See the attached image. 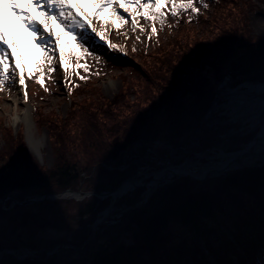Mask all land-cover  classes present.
<instances>
[{"label":"trees","instance_id":"16d2710c","mask_svg":"<svg viewBox=\"0 0 264 264\" xmlns=\"http://www.w3.org/2000/svg\"><path fill=\"white\" fill-rule=\"evenodd\" d=\"M255 1L264 4V0H207L205 9L194 2L199 15L182 12L184 22L176 32L155 36L152 51L140 53L138 59L128 58L129 73L120 75L122 87L112 98L96 85L97 76L80 85L69 73L67 114L46 113L43 108L35 112L38 129L49 132L54 154L51 168L42 167L29 153L24 129L15 135L0 116V137L5 143L0 148V192L55 178L76 189L81 173L94 166H98L97 175H107L116 188L135 175L136 165L122 170L106 166L122 165L125 154L139 141L170 140L181 152L205 125L216 87L227 74L231 73L233 83L264 81V38L255 37L251 27V13L259 8ZM205 128L203 151L214 148L222 134L233 141L248 142L253 137L237 128L232 133L228 126L218 131ZM95 189L102 191V187ZM140 194L129 204L141 200ZM97 201L93 197L82 214L89 215ZM131 212L125 232L138 227L139 241L114 245L89 264H205V250L219 264H261L264 164L226 171L203 182L176 178L159 187L149 205ZM11 264L49 263L14 260Z\"/></svg>","mask_w":264,"mask_h":264},{"label":"rangeland","instance_id":"374dc122","mask_svg":"<svg viewBox=\"0 0 264 264\" xmlns=\"http://www.w3.org/2000/svg\"><path fill=\"white\" fill-rule=\"evenodd\" d=\"M194 2L197 6L203 8L200 0H194ZM209 2L212 3L211 1ZM255 2L259 8L255 9L251 13V27L253 29L254 36L262 39L264 38V4H258L257 1ZM84 4L89 15L94 14L98 10L90 2H88V0H84ZM170 11V6H168L165 9L167 19L163 27H161L159 21L156 22L157 32L155 35H153L151 31L152 25L143 18H140V13L136 11L135 5H130L129 11L127 12L124 11V9H120V15L125 18L124 20H121L118 16L113 15L115 9H109L107 12L103 13L102 18L99 20H95L93 17V26L96 27L97 31L104 36V40H100L97 37L91 42V48L88 49V51L92 53L91 55H88V53L85 52V49L80 46L78 40L72 39L70 35H66L63 32L62 36H64V40L62 43L66 44L64 47V64L68 69V82L70 79L69 73H71V77H74L76 82L80 85H85L86 78L95 75L97 77L94 82H96V85L101 89L103 95L105 97L112 98L122 87L120 75L129 73V67L132 64L128 61V58L132 57L134 59H138V55L140 53L152 51L156 44L155 36H166L167 34L174 33L178 30L180 24L184 22V13H181L178 17L173 18L170 15ZM132 16L137 17L140 25L139 28H136L132 23ZM149 37H151V39H149ZM105 41L107 43H105ZM16 42L17 47L13 48L12 52L16 54L18 59L20 56H23V64L26 66V70L33 73L32 76H26V84L28 87L27 105L30 110L31 125H33V127L30 128L31 130H28L30 126H27V123H21V125H18V122L15 123L14 120L17 111H20L25 103L23 89L19 85L18 80L14 81V90L11 89L12 91H10L8 89L9 87H7L5 90L0 91V116L4 118L6 123L13 129L15 135L24 129L23 131L31 153L41 164H46L48 167H51L54 163V154L51 149L49 132L39 130L37 128L34 115L36 110L39 108H43V110L47 113L52 110H58V112L64 116L67 114L70 102L68 100L69 88L68 85L65 84V72L61 69L58 58L53 65L55 71H51L45 60L46 53H41L40 48L37 45L27 43L25 38L21 37L18 33L16 36ZM108 44L115 45L116 50L109 49ZM79 57H82V59ZM80 76H84L85 79L81 80ZM41 78L44 79L46 87L39 83ZM227 80L229 83L233 81L232 77ZM223 91L224 89L222 88L221 92ZM20 93L22 95H20ZM221 116V114L217 115V113L214 112L212 119L215 121ZM227 118L228 120L231 119L230 117ZM240 118L242 120V117ZM262 119L264 120V116ZM212 126L211 121L205 123V125L202 126V130L191 136L190 140H188L181 152L177 150V147L170 140H162L161 144L163 145L160 147L155 146V142L158 140L153 142L139 141V143H136L132 147L130 150L131 152L125 154L123 164L115 167H120L118 169L122 170L128 168L131 164L136 165V169H134L135 175L131 177L134 179H141L145 176V174L151 175L159 168L177 165V162H175L177 160H181V163L184 161V163L192 161V163H195L194 165H196V167L192 170L194 172H201V170L207 165H219L225 161L226 157H219L221 153H228L231 151V148L234 150L244 149L246 146L247 142L241 140L233 141V138H230L228 134H222L217 139L218 143L214 148L203 151L202 147L207 142L205 141L207 134L204 130L206 129L205 127H209V129H212L213 131H218L220 129V127ZM236 128L238 129L240 127ZM260 128L261 127L253 130L251 133L253 134V137H250L251 134L249 133L251 131L246 134L247 137H250L248 138V142L255 137L256 132H258ZM31 142H39V147L37 148L35 145H31ZM262 144L264 145V140L262 141ZM3 145H5V143L0 137V148ZM31 146H33V148ZM187 153H194V156L191 158ZM182 155H184V157ZM250 157L251 156H248L247 159ZM254 159H256L257 163L263 161V159L258 156ZM106 167L108 170L116 169L114 166ZM97 168L98 166H94L90 172H87L84 175L81 173L79 180L81 188L76 191L83 190V192H99L95 188L102 187V191H100L102 193L106 191L109 192L114 189L112 183L113 180L107 178V175H97ZM175 179L176 178L171 179V181L161 183L158 187L156 186L157 188H151L150 192L147 194V199H149L148 201L147 199L145 200V197L142 195L144 192L143 187L132 192V195L129 196V198L124 197L122 199H118L119 201L114 204L116 209H114L107 219L98 226H96L95 223L99 220L100 213L109 206V202L98 199V201L94 203L95 209H92L89 215L84 216L82 211L88 208L89 203H92L93 197H86L82 201L61 200L52 203L54 205L50 204L51 210L38 212L35 218L27 216L24 219H19V214L17 213H10L8 215L0 213V239L3 238L2 235L4 232L8 234V236L5 237L7 239L0 240V243L1 245H13L17 242H10L11 240H15L14 236L16 233H14L12 231L13 229H11L14 226V222H23L25 227L24 229H26L25 234L31 232L32 228H35V231H32L30 236L34 235L36 239L32 246L33 248L29 247L30 249H25L28 246L22 245L21 249L17 248L18 250L15 251L13 247L8 246L9 251H6L8 253L6 254L7 256H11L10 253L12 252L16 253L26 251L33 254L32 257L28 255L31 257V260L39 257L45 261L52 258L55 253L64 252L66 255V253L70 254L77 252V250H82L84 247L89 250L92 244L97 242L102 243L103 240L107 239H111L112 247L118 244L131 243L134 241L133 236L135 235V231L133 233L131 227H129L131 231L129 230L128 232H125L128 229V227L126 228V218L133 213L131 212L132 210L149 205L150 198L155 191L159 187L172 184L175 182ZM45 183L46 182L43 184ZM48 186L49 185H47V187ZM140 189H142V191H140ZM58 190L57 186H52V188L47 191L57 192ZM140 192L141 200L136 203L129 204V199H134ZM5 206L7 207V205ZM5 206L0 207V209H6ZM18 206L19 205L16 204L13 209H16ZM88 217H91V221L86 224L84 221H86L85 219ZM80 227L83 228L82 233L77 234L80 232ZM94 229H96V232ZM133 229L136 230L135 228ZM217 246L218 244H216V247ZM239 249L242 253L244 252L241 247H239ZM4 256L5 255L0 250V258ZM232 259H234V262L237 261L236 256H232ZM86 260L88 261V259ZM203 261L205 264H219L215 257L207 250H205V257ZM185 264L193 263L191 261H185Z\"/></svg>","mask_w":264,"mask_h":264},{"label":"snow or ice","instance_id":"6c2138e0","mask_svg":"<svg viewBox=\"0 0 264 264\" xmlns=\"http://www.w3.org/2000/svg\"><path fill=\"white\" fill-rule=\"evenodd\" d=\"M88 2L98 9L92 15L86 11L84 0H27V8L21 7L17 0H9L13 12L20 18L21 24L32 34L34 43L46 53L45 60L51 71H55L53 65L58 58L60 67L65 72L66 85H68V69L64 64L66 44L61 43L60 35L56 31L57 27L61 28L64 34L70 35L72 39L78 40L85 52L91 55L92 53L88 51L91 48V42L97 37L104 40V36L93 26V17L95 20H99L102 18V14L109 9H115L113 15L124 20L125 18L120 15V9L127 12L130 5H135L136 11L140 13V18L152 25L153 35L157 32V21L161 27L164 26L167 19L165 9L168 6H170V15L173 18L178 17L182 12L191 11L196 15L200 13V8L196 7L194 0H88ZM200 3L207 9V0H200ZM31 9H35L39 13V18L33 15ZM131 21L136 28L140 27L136 16H132ZM0 22H3L2 18H0ZM105 43L107 42L105 41ZM15 47H17L16 40L13 39L10 42L3 28H0V91L5 90L18 80L23 89L25 103H27L26 76H32L33 73L26 70L23 56L18 59L12 52ZM108 48L116 50V46L113 44H108ZM79 58L82 59V57ZM80 79L84 80L85 77L80 76ZM39 83L46 87L43 78L39 80ZM261 264H264V258H262Z\"/></svg>","mask_w":264,"mask_h":264},{"label":"bare ground","instance_id":"6f19581e","mask_svg":"<svg viewBox=\"0 0 264 264\" xmlns=\"http://www.w3.org/2000/svg\"><path fill=\"white\" fill-rule=\"evenodd\" d=\"M17 2L21 5V7L27 8V0H17ZM31 11H32L34 16L39 18V13L35 9H31ZM0 18H2V21H3V22H0V28H3L4 33L8 37L10 42L13 39L16 40V36H17V33H18L21 37L25 38L27 43L36 45L34 43V38H33L32 34L24 27V25L21 24L20 18L16 15L15 12H13V10H12L10 4H9V0H0ZM56 31H57V33L60 32L58 34L60 35V40H61V43H62V41L64 40V36H62L63 30L61 28L57 27ZM40 51H41V53L44 54V52L41 49H40ZM247 88L248 89L245 90V91H240L238 89L229 90L230 95H232L231 96L230 106L234 107V112L242 111L247 106H250L251 102L253 100L259 106L258 109L255 111V116L253 115V118H251L252 120L254 119L253 122H252L253 126H252L251 123L250 124H245V125H240L242 127L240 129V132H242V134L245 135V136H246V134L248 132H250L252 130L253 127H255L258 124V119L256 117L259 114V111L260 110H261V112L264 111V103H263L264 96L261 97L260 95H258V94L264 93V87H262V85H260V86L249 85ZM8 89L10 91H12L11 89H13V90L15 89L14 82L12 83V85L9 86ZM252 92H256L258 94H254ZM20 95H22V94L20 93ZM23 103H22V105H23ZM30 116L31 115H30L29 107H28L27 103H24L23 108L20 111H17V113L15 115V119H14L15 123L18 122V125H21V123H27V126L28 125L30 126L28 130H31L30 128H32L33 125H31ZM231 120H236L234 118V115H232L230 120L226 119V123L225 124H230ZM36 126H37V124H36ZM37 128H38V126H37ZM42 130L47 131L46 129H42ZM251 133L252 132H250L249 134H251ZM263 140H264V123L261 126L260 132L258 131L256 136H255V138L252 139L251 141L247 142V144L244 147V149H242L241 151H239L237 153L231 154V155L225 154V153H221V156L226 157V159H227L225 162L220 163L219 165L210 164L209 166L204 168V171L201 174H196V176L199 177V178H203L205 174H206V176H209V175L217 176L225 168L239 167V166L248 165V164L252 165V164H254L256 162V159H254V158L257 157V156L260 157L261 159H264V145L262 144ZM32 144L35 145L37 148L39 147V145H38L39 142H35V143L31 142V145ZM27 147H28L29 153L32 154L31 151H30L29 145H27ZM31 147L33 148V146H31ZM248 156H251V157L249 159H247ZM34 158L37 160V158L35 156H34ZM37 162L42 167H48L46 164H41L38 160H37ZM194 164L195 163H189V165L188 164H183L182 165L183 167H181V168H176V169H173V170H170L169 168H166L164 170L156 172L153 175L152 180L150 181L149 186L147 188L150 189L153 186L157 185L159 180H163L165 178H168V179L171 178V176L173 175L172 174L173 171H175L176 173H181L183 176H186V175L190 174L189 170L196 167V165H194ZM51 167H53V165ZM114 168H120V167H114ZM82 174L84 175L86 173L83 172ZM129 178L133 179L131 177H129ZM134 181H135V183H132L131 180L122 183L119 186L120 187L119 190L116 191V192H113L114 194L109 196L110 200H107L106 198H103L102 201H108L109 203L111 202L112 206H111V208L103 210V213L101 215V219H100V221H98L96 223V225L101 224V222H103L104 220L107 219V217L114 210L113 208H116L114 206V204H116L117 201H119L118 199H122L124 197L129 198V196H131L130 193L133 192L137 188L136 187V185H137L136 181L139 184L141 183L140 180H135L134 179ZM54 182H55V180H54ZM43 183H37V184H34L32 186H29L28 188L31 189L33 186L40 185V184H43ZM160 183H162V182H160ZM45 184H47V183H45ZM46 187L47 186L41 187L39 190H43L42 188H46ZM68 189L74 190L72 187H66L64 185V187H62V190L59 193L65 191V190H68ZM56 194H58V193H56ZM66 196L68 197V199H72V200L82 198V195H79V194H77V195H75V194H67ZM17 200H19V199H17ZM61 200H65V199H63V198L62 199H54V200L47 199L45 201H49V204H44L45 201L41 202V205H42L41 207L50 206V204L58 202V201H61ZM20 201H22V200H20ZM80 201H82V200H80ZM26 202H29V201L26 200ZM6 203H5V205H6ZM33 204H35V203H33ZM36 204H38V203H36ZM32 205H29V206H32ZM52 205H54V204H52ZM4 206H2V207H4ZM12 206H13V202L11 200V207ZM5 208L7 209L6 206H5ZM43 210H44L43 208H38L36 213L41 212ZM133 228L136 229V227H133ZM15 241L16 240H11L10 242L12 243V242H15ZM11 247H13L15 249V251L18 250V249H21V246L18 243H14L13 245H11ZM0 249H1V247H0ZM25 249H30V248L28 246ZM110 251H111V249H110ZM1 252L4 255L8 254L3 249L1 250ZM24 252H26V251H24ZM104 255H106V254H104ZM104 255H102V256L99 255V256L103 257ZM11 257L15 261H21L22 254H21V252H16ZM100 257L97 256V258H100ZM97 258H95V259H97ZM35 260L43 261V259L40 258V260H39V259H37V257L35 258ZM83 264H86V263L84 262Z\"/></svg>","mask_w":264,"mask_h":264},{"label":"flooded vegetation","instance_id":"af4514ba","mask_svg":"<svg viewBox=\"0 0 264 264\" xmlns=\"http://www.w3.org/2000/svg\"><path fill=\"white\" fill-rule=\"evenodd\" d=\"M54 180H55V182H54ZM46 183L49 186L46 188H42L43 190H32L30 188H25L24 186H21V185L16 186V187H10V188H13V191L9 193L10 198H8L6 200V202H7L6 205H7L8 209H0V213L7 214V215L10 213H14V214L17 213V214H19V219H24L27 216L28 217L32 216L35 218L37 216L36 211L38 208H43L44 210H47V211L51 210L50 206L41 207L42 206L41 203H39V204L35 203L33 205L28 204L25 206L19 205L16 209H13V207L15 205L11 207V200L13 202V199H15V198L22 200V201H26L27 199H29L30 197H33V196L41 197V196H44L46 194L59 193L62 190V187H64L63 181L60 179H57V178L53 179L52 181H47ZM52 186H57L59 190L57 192L47 191V190L51 189ZM80 188H81L80 185H78L76 187V189L75 188H73V189L77 190ZM7 189H9V188H6V189L3 188L2 189V191L0 192L1 193L0 198L4 197V192ZM48 203H49V201L44 202V204H48ZM29 205H32V206H29ZM0 207H2V206H0ZM18 208H21V209H18ZM38 219H40V218H38ZM82 222H83V220H82ZM24 228L25 227L23 225V222H14V226L11 229H13L12 231L14 233H16V235L14 237H15V240L17 242H15V243L20 244V246L25 244V246H29V247L33 248L32 246H33L36 238L33 234H32L33 236H30V234L32 231H35V228H32V231L28 232L27 234H25L26 229H24ZM82 230H83V228L80 227V232H78L77 234H81ZM132 231L134 233L135 230L132 229ZM2 236H3V238H1L0 240H2V239L6 240L7 238H5V237H7L8 234H6L4 232V234ZM6 246H11V245H9V244L1 245V243H0V247H2V249L4 251H7L9 248ZM61 246H63V245H61ZM2 249H0V250H2ZM110 249H112V242H111V239H107V240H103L102 243L97 242L95 244H92V246L89 250L85 249V247H84V249H82V250H77V252L70 253V254L66 253V255L64 252L63 253L62 252L55 253L52 258L47 259L45 261L48 262L49 264H67L68 262H70L71 264H83L84 262L86 264H88L93 259V255L96 253V251H101V252H103L102 255H104V254H107L110 251ZM98 257H100V256H98ZM67 258H69V259H67ZM37 259L40 260L39 257H37ZM86 259H88V261ZM29 260H31V259H29ZM13 261H14V259H12L11 256H7V255L0 258V264H11Z\"/></svg>","mask_w":264,"mask_h":264},{"label":"water","instance_id":"95a60500","mask_svg":"<svg viewBox=\"0 0 264 264\" xmlns=\"http://www.w3.org/2000/svg\"><path fill=\"white\" fill-rule=\"evenodd\" d=\"M226 77H230V74L227 75ZM237 152H239V151L232 152L231 154H234V153H237ZM263 163H264V160L261 161V162H259V163H254V164L249 165V166L243 165L242 167H255V166H259V165H261V164H263ZM177 167H179V166H177ZM116 169H118V168H116ZM223 170H225V169H223ZM172 174H173V177L181 176V175H178L175 171H173ZM186 176H187L188 178H191V179L197 180V178H194V177H193L192 175H190V174H188V175H186ZM210 176H211V175H209V176H207V177H210ZM167 179H168V178H165V179H163V180H159V182L167 181ZM130 180H131L132 183H135L134 179H130V178H128V180H126V181H130ZM124 182H125V181H124ZM124 182H121L120 185H121L122 183H124ZM136 183H137L136 187L139 188V187H142V186H144V185L147 186V185L150 183V181H149V182H146V183H140V184L136 181ZM44 185L47 186L48 184L35 185V186H33L31 189H32V190H38V189H40L41 187H44ZM120 185H119V186H120ZM119 186H118L116 189H114L112 192H106L105 194H104V193L94 192V191L83 192V191H81V190L76 191V190L68 189V190H65V191H63V192H61V193H58V194H46V195L41 196V197H39V196H33V197H30L29 199H27V201H29V202H26V201H20V200H17V199H13V205L18 204V205H21V206H25V205L33 204V203H41V202H44V201L47 200V199H49V200H54V199H62V198H63V199L66 200V199H68V197L66 196L67 194H75V195L79 194V195H82V198H80V199H75L76 201L83 200V199H85L86 197H96V198H101L102 196H107V195H112V194H114L113 192H116V191L119 190V188H120ZM12 191H13V188H9V189H7V190L4 192V197H3V198H0V205H1V206H4V205H5L6 200H7L8 198H10L9 193L12 192ZM134 234H135V235H134V240H135V241H138V240H139V236H140V229H136ZM102 254H103V252H101V251H96V253L93 255V258H97V256L102 255ZM67 264H71V263L68 262Z\"/></svg>","mask_w":264,"mask_h":264},{"label":"built area","instance_id":"2783aa9c","mask_svg":"<svg viewBox=\"0 0 264 264\" xmlns=\"http://www.w3.org/2000/svg\"><path fill=\"white\" fill-rule=\"evenodd\" d=\"M249 85L260 86V84H255V83H243V84L239 85V86H238L237 88H235V89H238V90H240V91H245V90L248 89L247 87H248ZM262 87H264V86L262 85ZM227 90H228V89H227ZM233 90H234V89H233ZM252 93H254V94H258V93H256V92H252ZM258 95H264V93H262V94H258ZM231 96H232V95H230L229 90H228V92H226V93L224 94V97L222 98L223 103H222V105H221V110H222L221 114H226V115L229 116L230 118L232 117V115H234V118H235L236 120H231V121H232V122H236V121H238V120L241 119V118H240V114H241L242 112H248V110L243 109L242 111L234 112V107L230 106V103H231ZM253 112H254V110H250V114H252ZM241 117H242V119L247 118V117H248V114H247V113H244V115L241 116ZM161 145H163V144H161V141H156V142H155V146H156V147H157V146L160 147Z\"/></svg>","mask_w":264,"mask_h":264}]
</instances>
